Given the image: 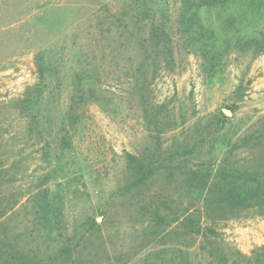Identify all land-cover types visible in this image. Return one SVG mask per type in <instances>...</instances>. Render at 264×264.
<instances>
[{"label":"rangeland","instance_id":"374dc122","mask_svg":"<svg viewBox=\"0 0 264 264\" xmlns=\"http://www.w3.org/2000/svg\"><path fill=\"white\" fill-rule=\"evenodd\" d=\"M131 1L0 0V264L19 261L6 250L24 254L27 264H59L57 253L64 245L71 250L65 264H175L184 262L185 256L203 263L209 249L249 255L264 245V216L245 213L213 223L219 232L215 248L196 235L171 233L152 241V224L146 223L142 205L152 200L155 206L156 196L179 206L190 201L185 193L187 174L221 158L228 141L264 122V53L231 50L209 75L200 57L177 40V66L159 69L148 81L150 100L167 114L156 134L131 89L127 61L117 64L110 58V50L119 48V38L107 14L121 12ZM180 3L167 0L169 22H176ZM198 17L217 23L223 15H217L215 7L203 6ZM104 18L113 27L109 34L102 33L105 25L98 23ZM128 23L118 32L132 40L134 63L139 58L134 56L133 39L139 30ZM101 33L105 38L100 39ZM104 39L107 45L101 50ZM54 52L63 82L49 91L52 99L34 125L18 100L37 82L39 60ZM78 54L97 56L105 99L101 105L83 104L81 121L64 133L56 116L58 105L66 108L72 94ZM227 105L235 106L233 113L217 122V112ZM37 129L40 137L34 133ZM184 148L191 151L184 153ZM127 153L159 166L138 194L122 193L134 175ZM253 158L245 147L231 160L245 167ZM91 218L96 223L92 229Z\"/></svg>","mask_w":264,"mask_h":264},{"label":"trees","instance_id":"16d2710c","mask_svg":"<svg viewBox=\"0 0 264 264\" xmlns=\"http://www.w3.org/2000/svg\"><path fill=\"white\" fill-rule=\"evenodd\" d=\"M203 6L207 9L215 7L217 15L221 14L223 18L221 17L217 23L203 22L198 17L199 9ZM120 11L114 14L108 13L107 17L111 18L109 23L115 24L114 30L119 38V44L116 46L125 51L119 48L114 52L110 50V58L117 64L122 60L127 61L124 62L130 68L131 89L139 97L138 105L147 126L153 127L156 134L161 131L162 128L158 126L167 114H164L161 104L152 103L150 100L151 89L148 81H152L159 69L174 70L177 66L178 59L175 55L177 40L181 41L188 52L200 57L202 67L205 72L210 73L209 75L216 73L231 50L239 53L251 50L254 56L264 53V0H181L174 23L167 20L169 18L167 0H132L131 4ZM105 20L104 18L98 22L99 25H105V31L102 30L103 26L99 27L102 33H108L107 31L113 28ZM128 20L136 30H139L136 38L133 39L135 40L134 56L139 58L134 63L129 49L132 40L128 37L123 38L118 32L121 26L127 27ZM173 25L177 27L176 30H173ZM246 28L250 31L247 32ZM102 33L99 35L100 39L105 38ZM103 41L101 50L104 44L107 45L105 39ZM103 56L105 55L102 54L101 57ZM45 57L47 60H39L37 82L26 88L18 100L20 105L24 106V110L30 113L28 114L30 122L34 125L40 121L48 100L52 99L50 92L60 88L63 82L61 70L55 62L57 60L54 59L56 52L51 55L48 53ZM76 57V66L73 68L70 82L72 94L66 108L60 109L59 92L55 93L60 113L56 117H59V121L63 124L61 130L64 133L81 121L83 104L93 101L101 105L105 99L100 89L98 74L100 65L97 56L89 58L88 55L78 54ZM233 107L235 106L227 105L225 109L233 113ZM217 113L218 116L215 118L219 123L229 118L222 110ZM48 119L51 120L52 117L49 116ZM34 133L40 137L38 129ZM65 139L68 142L70 136ZM262 142H264V122H260L257 128L234 142L228 141L221 158L209 162L204 169H192L187 174L185 193L190 201L179 206L173 200L166 201L156 196L155 206L152 207V200L146 202L147 204L144 203L142 208L147 211L141 213L148 216L146 223L149 226L152 224L150 226L154 235L152 241L157 239L160 241L171 233L189 237L196 235L202 239V243L208 242L212 244V248H215L214 245L218 246L215 239L219 234L213 224L216 221L242 216L244 213L263 217L264 143ZM261 143L263 150L260 147ZM245 147L254 158L248 166L242 167L231 160V157L239 148ZM62 149L64 150V147ZM183 151L185 153L191 150L184 148ZM176 154L181 156L183 152ZM126 159L134 175L122 187V193L127 192L129 195L136 190L138 194L159 166L146 163L129 153L126 154ZM88 225L89 227L96 225L94 219H89ZM211 238L215 241L210 240ZM177 251L188 254L184 249ZM70 252L69 246H62L57 253L60 256L58 263L65 264ZM6 253L10 258L19 259L13 264H27L24 254L15 250H6ZM175 264H264V245L255 247L249 255L234 249L229 253L209 249L207 259L203 263L190 262L185 256L184 262Z\"/></svg>","mask_w":264,"mask_h":264},{"label":"water","instance_id":"95a60500","mask_svg":"<svg viewBox=\"0 0 264 264\" xmlns=\"http://www.w3.org/2000/svg\"><path fill=\"white\" fill-rule=\"evenodd\" d=\"M223 112H224L226 115H230V111L227 110V109H223Z\"/></svg>","mask_w":264,"mask_h":264}]
</instances>
